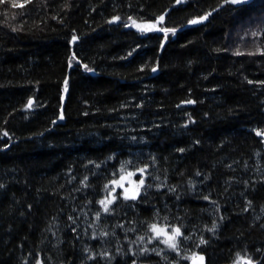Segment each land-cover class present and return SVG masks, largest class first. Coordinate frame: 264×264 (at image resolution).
I'll use <instances>...</instances> for the list:
<instances>
[{
    "label": "trees",
    "instance_id": "1",
    "mask_svg": "<svg viewBox=\"0 0 264 264\" xmlns=\"http://www.w3.org/2000/svg\"><path fill=\"white\" fill-rule=\"evenodd\" d=\"M224 1L0 0V264H170L154 224L264 264V0Z\"/></svg>",
    "mask_w": 264,
    "mask_h": 264
},
{
    "label": "rangeland",
    "instance_id": "2",
    "mask_svg": "<svg viewBox=\"0 0 264 264\" xmlns=\"http://www.w3.org/2000/svg\"><path fill=\"white\" fill-rule=\"evenodd\" d=\"M118 191H121V194L124 196V198L127 197L126 199H130V197L133 194H135L136 196L140 193L141 185L138 179L133 174V171L124 170L116 179L110 182L107 190L105 191L104 196L101 198L100 201H105L106 203L108 201H112L113 203L117 197ZM112 203L107 205L108 209L110 208ZM101 207L104 209V205L101 204ZM154 225H156L157 229H163L164 233L166 234H161L158 236L157 233L153 231V234H152L153 237H152L151 242L154 243V245L152 247V250L156 251L160 255L165 256L166 259L170 260V264H177L178 261L173 260L172 258H170V256L172 253L174 254L177 251H179V248L181 246L180 244L181 235L175 238V241H174L176 244L175 249L169 247L168 244L163 243V241L167 240L168 236L171 235L174 229L177 227H173V226L170 227V226L158 225V224H154ZM155 239H159L160 243H157V242L155 243L156 241ZM185 250L191 254L190 259H191L192 264H204V259L203 261L199 259V257H202V256L196 254L192 249L187 248Z\"/></svg>",
    "mask_w": 264,
    "mask_h": 264
},
{
    "label": "snow or ice",
    "instance_id": "3",
    "mask_svg": "<svg viewBox=\"0 0 264 264\" xmlns=\"http://www.w3.org/2000/svg\"><path fill=\"white\" fill-rule=\"evenodd\" d=\"M177 2L179 3L180 0H177ZM226 2H230V3H233V4H237V3H246L247 0H226ZM13 6H15V5H13ZM117 19H118V18H117ZM201 19H206V17H203V18H201ZM160 20H163V17H160ZM196 22H197V21H192V23H196ZM133 23H135V22H133ZM73 39L75 40L76 37H73ZM153 71H155V69H153ZM30 104H31V101H29V105H30ZM61 118H62V117H61ZM258 134H259V133H258ZM141 183H142V182H141ZM126 198H127V197H126ZM130 198L135 199V194H133ZM100 203H101L102 205H104V211L107 212V211L109 210L107 205L110 204V203H112V201H108L107 203H106L105 201H100ZM152 230H153L154 232H156L158 236L161 235V234H166V233H164V230H163V229H157L156 225H153V226H152ZM180 235H181V231H180V229H179V228H175L174 231H173V233H172L171 235H169V236H168V239H167V240H164L163 243L168 244L169 247L175 249V247H176V244H175V242H174V241H175V238H176L177 236H180ZM202 243H203V241H202ZM199 259H200L201 261H203V257H199Z\"/></svg>",
    "mask_w": 264,
    "mask_h": 264
},
{
    "label": "water",
    "instance_id": "4",
    "mask_svg": "<svg viewBox=\"0 0 264 264\" xmlns=\"http://www.w3.org/2000/svg\"><path fill=\"white\" fill-rule=\"evenodd\" d=\"M227 3H230V2H226V1H224L220 7H223V6H224L225 4H227ZM241 4H244V3H237V4H235V5H241ZM218 8H219V7H218ZM218 8L214 9V10L211 11L210 13H214V12H216V10H217ZM208 14H209V13L203 15L202 17H197V18L191 20L190 23H192V21H200L201 18H203V17H207ZM92 72H94V71H92ZM156 72H157V68H155V73H156ZM66 82H67V81H66ZM30 101H31V104H30L29 106L32 105V103H33V99H30ZM61 117H62V116H61ZM60 120H62V118H60Z\"/></svg>",
    "mask_w": 264,
    "mask_h": 264
}]
</instances>
